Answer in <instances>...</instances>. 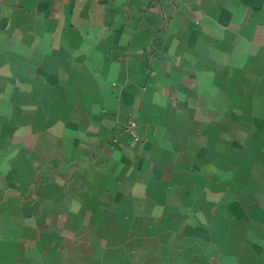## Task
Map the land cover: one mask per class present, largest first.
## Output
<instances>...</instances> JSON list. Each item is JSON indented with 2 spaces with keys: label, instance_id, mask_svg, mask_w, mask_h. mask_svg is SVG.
<instances>
[{
  "label": "crops",
  "instance_id": "crops-1",
  "mask_svg": "<svg viewBox=\"0 0 264 264\" xmlns=\"http://www.w3.org/2000/svg\"><path fill=\"white\" fill-rule=\"evenodd\" d=\"M0 264H264V0H0Z\"/></svg>",
  "mask_w": 264,
  "mask_h": 264
},
{
  "label": "built area",
  "instance_id": "built-area-1",
  "mask_svg": "<svg viewBox=\"0 0 264 264\" xmlns=\"http://www.w3.org/2000/svg\"><path fill=\"white\" fill-rule=\"evenodd\" d=\"M124 130L132 141L138 142L140 140V135L138 132V124L135 120H129L125 125Z\"/></svg>",
  "mask_w": 264,
  "mask_h": 264
}]
</instances>
